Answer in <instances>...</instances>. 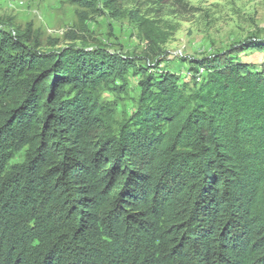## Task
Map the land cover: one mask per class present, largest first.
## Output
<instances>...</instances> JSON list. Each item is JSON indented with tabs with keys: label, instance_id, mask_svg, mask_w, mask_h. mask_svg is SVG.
I'll list each match as a JSON object with an SVG mask.
<instances>
[{
	"label": "trees",
	"instance_id": "obj_1",
	"mask_svg": "<svg viewBox=\"0 0 264 264\" xmlns=\"http://www.w3.org/2000/svg\"><path fill=\"white\" fill-rule=\"evenodd\" d=\"M123 1L69 0L83 18ZM131 16L157 57L143 68L0 26V264H264V69L247 60L264 38L184 58L186 79ZM135 75L119 119L104 92Z\"/></svg>",
	"mask_w": 264,
	"mask_h": 264
},
{
	"label": "rangeland",
	"instance_id": "obj_2",
	"mask_svg": "<svg viewBox=\"0 0 264 264\" xmlns=\"http://www.w3.org/2000/svg\"><path fill=\"white\" fill-rule=\"evenodd\" d=\"M80 12L84 11L69 0H0V26L12 31L8 20L22 28L32 24L45 40L57 38L61 45L70 43L68 36L76 34L77 44L88 49L102 46L137 60V68H143L152 51L132 19L135 12L155 20L167 34L166 42L160 44L159 56L166 57L162 66L186 79L189 64L184 58H202L252 38H264V0H127L114 11L101 7L99 13L87 12L85 18ZM247 54V60L264 69V56L257 51ZM140 79L141 75L132 76L126 92H104L116 105L119 119L135 108ZM22 160L20 153L14 162Z\"/></svg>",
	"mask_w": 264,
	"mask_h": 264
},
{
	"label": "crops",
	"instance_id": "obj_3",
	"mask_svg": "<svg viewBox=\"0 0 264 264\" xmlns=\"http://www.w3.org/2000/svg\"><path fill=\"white\" fill-rule=\"evenodd\" d=\"M262 56H264V55H262Z\"/></svg>",
	"mask_w": 264,
	"mask_h": 264
}]
</instances>
